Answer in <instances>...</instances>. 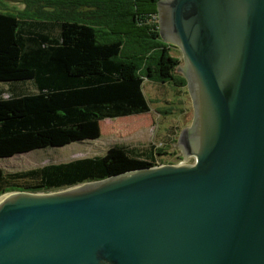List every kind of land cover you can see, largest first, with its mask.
Returning <instances> with one entry per match:
<instances>
[{
    "label": "water",
    "instance_id": "water-1",
    "mask_svg": "<svg viewBox=\"0 0 264 264\" xmlns=\"http://www.w3.org/2000/svg\"><path fill=\"white\" fill-rule=\"evenodd\" d=\"M157 8L184 54L195 117L178 144L195 162L9 190L0 264H264V0Z\"/></svg>",
    "mask_w": 264,
    "mask_h": 264
},
{
    "label": "trees",
    "instance_id": "trees-1",
    "mask_svg": "<svg viewBox=\"0 0 264 264\" xmlns=\"http://www.w3.org/2000/svg\"><path fill=\"white\" fill-rule=\"evenodd\" d=\"M159 1L21 0L22 10H0V159L97 139L104 118L148 113L146 81L183 89L187 78L175 74L181 62L159 34ZM171 137L26 169L0 160V196L181 158Z\"/></svg>",
    "mask_w": 264,
    "mask_h": 264
},
{
    "label": "rangeland",
    "instance_id": "rangeland-1",
    "mask_svg": "<svg viewBox=\"0 0 264 264\" xmlns=\"http://www.w3.org/2000/svg\"><path fill=\"white\" fill-rule=\"evenodd\" d=\"M12 1V2H11ZM21 0H0V10L12 11L13 3L19 4ZM167 43V42H166ZM169 44V43H168ZM170 45V44H169ZM175 57L179 58L180 67H185L184 54L181 49L171 46ZM177 68L176 75L185 77L179 73ZM146 98L150 101L151 110L142 115L123 117V118H104L100 121L101 134L97 139L84 141H73L60 147L37 148L27 153L18 154L11 157L2 158L1 164L6 168L13 170L31 168L36 165L41 166L49 162H62L69 159L95 154L106 153L107 148L113 144H126L131 146L149 145L151 143L167 142V136L171 135L175 140L173 149L179 156L190 157L184 154L178 144V139L184 126L193 124L194 106L192 96L187 88L177 89L173 84H160L146 81L144 84ZM174 132L173 133H171ZM172 149V150H173ZM170 159L176 156H168Z\"/></svg>",
    "mask_w": 264,
    "mask_h": 264
},
{
    "label": "built area",
    "instance_id": "built-area-1",
    "mask_svg": "<svg viewBox=\"0 0 264 264\" xmlns=\"http://www.w3.org/2000/svg\"><path fill=\"white\" fill-rule=\"evenodd\" d=\"M195 155H192V156H190V157H183L182 155H181V158H178V157H176V158H174V159H170L169 157L168 158H166L165 160H163V161H158L157 163H155L154 164V166H161V165H164V164H169V163H171V164H177V165H181V164H183V165H187V164H192V163H194L195 162ZM153 167V166H152Z\"/></svg>",
    "mask_w": 264,
    "mask_h": 264
},
{
    "label": "bare ground",
    "instance_id": "bare-ground-1",
    "mask_svg": "<svg viewBox=\"0 0 264 264\" xmlns=\"http://www.w3.org/2000/svg\"><path fill=\"white\" fill-rule=\"evenodd\" d=\"M5 196H6V195L0 196V200H1V199H4Z\"/></svg>",
    "mask_w": 264,
    "mask_h": 264
}]
</instances>
